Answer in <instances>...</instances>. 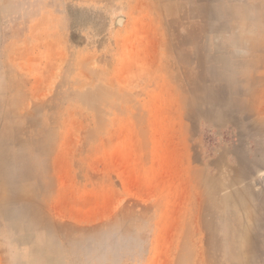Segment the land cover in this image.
<instances>
[{"label": "rangeland", "instance_id": "1", "mask_svg": "<svg viewBox=\"0 0 264 264\" xmlns=\"http://www.w3.org/2000/svg\"><path fill=\"white\" fill-rule=\"evenodd\" d=\"M170 6L0 0V199L37 182L40 201L58 169H105L121 195L106 223L67 228L65 264H259L264 62L188 51ZM249 11L237 44L255 53L264 3Z\"/></svg>", "mask_w": 264, "mask_h": 264}, {"label": "crops", "instance_id": "2", "mask_svg": "<svg viewBox=\"0 0 264 264\" xmlns=\"http://www.w3.org/2000/svg\"><path fill=\"white\" fill-rule=\"evenodd\" d=\"M168 1L170 7L177 9L175 19L185 33L184 39L188 43L184 48L188 51L205 49L208 50V57H218L216 50L226 47L241 50L232 52L229 58L241 55L246 58L244 64L264 62L261 60L264 57V41L258 43V52L255 53L242 52L243 45L237 44L254 39L248 35L249 30L246 33L244 22L251 14L249 10L263 5L264 0ZM70 173L71 169L56 170V188L41 194L40 201L37 182L35 186L21 190L23 194L15 205L10 206L8 201L0 199V227H5V239L14 248L8 254L10 257L0 251V264H65L66 254L60 250V243H63L68 227L81 232L86 226L104 224L114 216L121 195L113 184L108 183L105 169H99V176L84 175V178L80 173ZM259 179L264 184L263 170ZM249 207L251 210V205ZM256 208V221L261 230L253 236V240L259 241L258 255L261 259L258 263L264 264V194L253 206V209ZM248 215L250 218L254 216L250 212ZM60 230H63L62 233ZM12 257L18 263H11Z\"/></svg>", "mask_w": 264, "mask_h": 264}]
</instances>
